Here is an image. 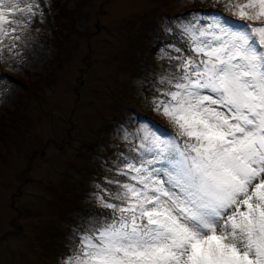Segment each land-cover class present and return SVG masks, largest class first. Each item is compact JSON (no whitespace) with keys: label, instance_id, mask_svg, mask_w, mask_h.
<instances>
[{"label":"snow or ice","instance_id":"1","mask_svg":"<svg viewBox=\"0 0 264 264\" xmlns=\"http://www.w3.org/2000/svg\"><path fill=\"white\" fill-rule=\"evenodd\" d=\"M214 3L230 15L193 13L162 41L148 103L175 135L124 130L127 152L92 193L104 211L61 264H264V0ZM44 8L0 0V58Z\"/></svg>","mask_w":264,"mask_h":264},{"label":"rangeland","instance_id":"2","mask_svg":"<svg viewBox=\"0 0 264 264\" xmlns=\"http://www.w3.org/2000/svg\"><path fill=\"white\" fill-rule=\"evenodd\" d=\"M44 2L15 59L0 58V264H51L48 247L70 239L72 206L97 205L95 184L115 174L125 129L159 130L149 116L175 135L148 103L167 67L160 33L193 13L230 15L214 0Z\"/></svg>","mask_w":264,"mask_h":264},{"label":"trees","instance_id":"3","mask_svg":"<svg viewBox=\"0 0 264 264\" xmlns=\"http://www.w3.org/2000/svg\"><path fill=\"white\" fill-rule=\"evenodd\" d=\"M171 38H173L172 35H170V36H165L164 35L163 36L162 32L160 33V36H159V39H164V40H167V41H171ZM149 66L151 67L149 72L151 74H154L155 73V68H156L155 67V63L149 61ZM133 112L138 114L135 110H133ZM6 115H7V118H8L7 120L12 122V120L9 119V114H6ZM138 117H140V116H138ZM145 118H147L148 121L150 123H152L153 125H156V127H158L159 130H163L164 132H168L169 133V131L167 129H165L162 126H160L159 124H157L155 122V120H153V119L151 120L149 116H144L143 119H145ZM14 122L17 125H19V123L15 119H14ZM100 137H103L102 134L100 135ZM90 149H91V151L94 152L93 149H95V148L93 146H91ZM87 164L90 165L91 167L95 168L96 165H97V161L94 162L93 164H89V163H87ZM72 207H73V211L76 212V215L75 216L71 215V217H70V219L68 221V226L67 227H68V231L70 232V239H63L65 244L63 242H61V244H59V245H57L55 247L54 246H52V247L49 246L48 247L54 253L52 255V257H51V260H50L51 264H59L60 263V259H62V257L74 246L73 243H72V240H71V236H72L73 230L77 228V226L81 223V221L90 219V215L89 214L92 211H95V212L104 211L102 209H99L97 205H93V204L85 205L83 203H77V204H74Z\"/></svg>","mask_w":264,"mask_h":264}]
</instances>
